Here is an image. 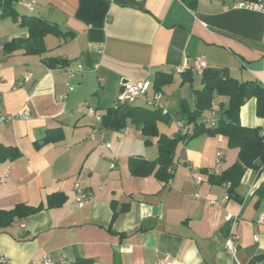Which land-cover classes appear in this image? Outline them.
I'll use <instances>...</instances> for the list:
<instances>
[{
  "label": "crops",
  "instance_id": "obj_1",
  "mask_svg": "<svg viewBox=\"0 0 264 264\" xmlns=\"http://www.w3.org/2000/svg\"><path fill=\"white\" fill-rule=\"evenodd\" d=\"M21 1L13 3L16 14L0 9L7 13L0 18V112L30 115L0 124V209L24 204L33 210L0 229V257L7 264H41L45 254L55 264H156L166 258L172 264H264V195L258 192L264 168H245L236 186L241 201L209 180L238 161L240 149L227 136L199 134L178 144L160 177L158 167L136 175L132 161L158 159V137L146 143L132 122L119 130L103 127L82 108L88 102L107 116L124 80L153 83L156 73H173L174 82L162 89L173 120L158 127L169 137L186 132L175 121L184 120L181 102L193 109L202 89V75L188 72L196 58L264 87V12L236 7L243 0H37L33 10ZM23 16L59 29L45 36L44 53L3 52L13 40H28L32 23H22ZM51 60L56 66L49 67ZM68 65L82 70L69 79ZM26 71L30 81L23 80ZM147 98L132 105L145 107ZM214 100L228 108V97ZM239 121L264 132L256 97L242 105ZM94 127L102 140L89 138ZM113 152L118 160L111 169ZM77 180L90 194L84 204ZM228 214L237 218L236 257L221 231Z\"/></svg>",
  "mask_w": 264,
  "mask_h": 264
},
{
  "label": "trees",
  "instance_id": "obj_2",
  "mask_svg": "<svg viewBox=\"0 0 264 264\" xmlns=\"http://www.w3.org/2000/svg\"><path fill=\"white\" fill-rule=\"evenodd\" d=\"M17 0H0V9H8V14H16L12 9L13 3ZM7 15L4 11L0 12V18ZM28 19L23 16V22ZM30 25V36L28 40H13L3 47L5 54H10L18 49H24L27 54H42L46 51L44 38L47 34H58L59 29L47 23L33 22ZM56 66L51 60L49 67ZM192 70H188L191 73ZM193 72V71H192ZM173 73L158 72L153 79V88L161 91L164 86L174 82ZM191 78L188 81L192 82ZM186 81V80H184ZM202 89L195 92V106L191 109L183 100L181 102L180 113L185 124L189 127L186 132L175 137H169L160 133L158 123H169L170 115L164 114L158 109L150 106H134L132 103L121 102L110 109L107 116L102 119L101 125L111 129H122L126 127L128 121L140 125L141 133L147 138L146 143H150L148 138L158 137L159 157L155 161H145L137 159L131 162V171L136 175H148L156 170V175L160 177L166 173L168 168L173 164L175 151L179 143L187 142L189 139L202 133L209 135L223 134L228 137L231 147H239V157L236 164L229 170L219 176L209 175V180L215 184L230 183L227 188V195L241 201L242 198L236 191L245 168H254L260 170L264 168V132L260 127H244L239 121V112L242 105L247 99L256 97L257 114L264 117V87L254 81L241 82L230 76L227 69L224 68H207L201 76ZM216 95L226 96L229 98L228 108L221 107V113L218 123L215 127H208L199 122L202 113L209 109ZM150 93L145 95L149 97ZM222 106V103H220ZM192 125V128H190ZM258 192L264 195V186ZM53 205V203H50ZM32 207L19 204L15 209H0V229L10 226L16 217H23L31 213Z\"/></svg>",
  "mask_w": 264,
  "mask_h": 264
},
{
  "label": "built area",
  "instance_id": "obj_3",
  "mask_svg": "<svg viewBox=\"0 0 264 264\" xmlns=\"http://www.w3.org/2000/svg\"><path fill=\"white\" fill-rule=\"evenodd\" d=\"M36 2L37 0H22L20 3L28 10H33ZM236 7L246 8V9H255V10L264 12V0H243V1L238 2L236 4ZM207 68L208 67H207L206 61L203 58L198 57L194 60L193 65L189 69L202 75ZM63 69L67 73L68 78L71 79L75 77V75L82 70V66L77 65L76 67H73V66L68 65V66H64ZM179 71L182 72L183 70L179 69ZM31 79H32L31 72L26 71L23 73L24 81H30ZM152 85L153 84L150 79H146L136 84L126 83L125 90L123 93H121L119 99L121 100V102H127L131 104L135 102L136 100H138L139 98L150 93V96L146 100L147 105L160 110L164 114L168 113V109L164 101L163 91L154 90ZM67 86H68L69 91H72L74 89V85H72L70 82L67 83ZM82 108L88 115L94 117L96 122L99 123V125H101L103 116L97 110V108L91 106L88 102L84 103ZM221 109L222 108L220 106V103L213 100L209 108V113L207 115L202 116L201 122L208 127H215L218 123ZM29 115L30 114L28 110H24L18 114H8V115L0 112V124L12 118H27L29 117ZM177 124L183 130H185L186 128H189L183 120H177ZM89 138L92 140H96L98 138L102 140L103 136L101 134L100 129L98 127H94L89 134ZM106 147L111 149L112 144L110 142H107ZM221 157H222V153L219 152L218 159H217L218 163L221 162ZM117 160H118V155L115 152H113L111 156L110 164H109L111 169L115 168ZM199 181H201V178H199ZM229 186H230V183H227L226 187L228 188ZM75 189L77 191L78 198H80L81 204H84L90 199V194H88L87 191L83 190L80 187V182L78 180L75 182ZM260 220L262 221V218ZM226 222L230 224V228L227 233L225 247H226L227 252L230 255H232L233 257H236L237 251H238L237 242H238L239 237H238L237 232L234 229V226L237 222V218L233 216L232 214H228L226 216ZM7 262L8 261L6 260V258L0 257V264H7ZM63 263H65V261H63ZM41 264H55V263L52 260L50 254H45L41 258ZM156 264H172V261L166 258V259L158 260Z\"/></svg>",
  "mask_w": 264,
  "mask_h": 264
},
{
  "label": "water",
  "instance_id": "obj_4",
  "mask_svg": "<svg viewBox=\"0 0 264 264\" xmlns=\"http://www.w3.org/2000/svg\"><path fill=\"white\" fill-rule=\"evenodd\" d=\"M56 62H58V63H60L61 62V60H56ZM126 83H128L127 82V80H124L123 81V86L121 87V89H120V92L121 93H123L124 92V90H125V84ZM118 103H121V100L119 99L118 100ZM151 220L149 219V220H145V225L147 224V223H149ZM229 228H230V224L229 223H226L222 228H221V231L224 233V234H227L228 233V231H229Z\"/></svg>",
  "mask_w": 264,
  "mask_h": 264
},
{
  "label": "rangeland",
  "instance_id": "obj_5",
  "mask_svg": "<svg viewBox=\"0 0 264 264\" xmlns=\"http://www.w3.org/2000/svg\"><path fill=\"white\" fill-rule=\"evenodd\" d=\"M16 8H17L20 12H23V11H24V8L21 7L19 4L16 5ZM6 10H8V9H6ZM152 87H153V85H152ZM171 89H173V86H170V87L166 88V91H167V92H168V91L170 92ZM183 91H185V89H184ZM176 95L179 96L180 93H176ZM115 101L118 102V98H117ZM172 120H173V118H172V119L170 118L169 123H171ZM128 122H131V121H128ZM128 122H127V123H128ZM169 123H165V124H169ZM175 123L177 124V120L175 121Z\"/></svg>",
  "mask_w": 264,
  "mask_h": 264
}]
</instances>
